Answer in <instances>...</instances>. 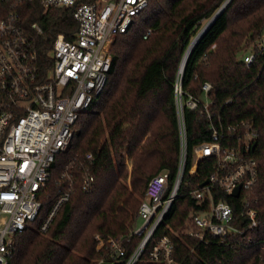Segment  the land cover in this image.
Wrapping results in <instances>:
<instances>
[{
    "label": "trees",
    "instance_id": "1",
    "mask_svg": "<svg viewBox=\"0 0 264 264\" xmlns=\"http://www.w3.org/2000/svg\"><path fill=\"white\" fill-rule=\"evenodd\" d=\"M225 2L151 0L148 8L135 17L130 29L115 37L107 87L93 109L80 115L70 146L58 154L51 179L41 195V215L33 227L17 237L8 264H93L98 255L97 234L104 238L121 237L134 228L149 179L167 170L171 181L174 180L180 155L175 84L191 42ZM27 13V21H38L44 27L45 34L39 39L43 58H48L59 33L70 38L78 29L69 9L50 8L44 12L42 7L35 6ZM263 32L264 0H231L198 41L186 64L182 79L186 96H203L202 85L209 81L212 89L208 96L215 116L226 123L250 120L258 132L251 154L260 168L253 194L258 200L260 227L253 235L256 243L249 246L226 247L214 237L208 243L199 242L182 231L195 207V200L182 194L167 217L168 226H163L159 235H171L176 258L183 264L261 262L264 53L256 50L249 65L242 56ZM183 117L191 162L193 147L210 139V123L200 109L185 107ZM89 152L94 156L91 162L85 157ZM71 161L77 162L70 171L74 179L71 198L61 206L47 231L42 232L40 226L51 211L56 194L68 185L61 174ZM86 171L95 177L90 191L82 187ZM210 171L211 166L202 162L199 179L207 178Z\"/></svg>",
    "mask_w": 264,
    "mask_h": 264
},
{
    "label": "built area",
    "instance_id": "2",
    "mask_svg": "<svg viewBox=\"0 0 264 264\" xmlns=\"http://www.w3.org/2000/svg\"><path fill=\"white\" fill-rule=\"evenodd\" d=\"M150 3L0 0V264L9 263L17 237L39 219L41 195L58 154L70 146L80 115L93 109L107 87L115 37L127 32ZM35 6L44 12L50 8L72 10L78 23L70 38L64 33L54 38L48 58L42 57L39 45L44 27L38 21H27V12ZM256 50L264 53V32L244 51L243 62L251 64ZM183 73L179 71L175 84L180 135L175 178L171 181L166 170L149 179L134 228L121 237L97 234L98 255L93 264H183L176 258L171 235H159L160 229L168 226L167 217L182 194L195 200L183 233L205 243L214 237L230 248L256 243L253 235L260 223L258 200L253 194L260 168L251 150L258 132L250 120L226 123L215 116L208 96L211 82L203 83V96H186ZM185 107L200 109L211 130L209 140L193 147L191 162ZM85 157L89 162L94 158L91 152ZM202 162L211 166V171L207 178L199 179ZM76 165L71 161L62 171L68 185L59 189L40 231H47L61 206L70 200L74 181L70 171ZM94 181L89 171L83 173L84 190L90 191ZM261 250L260 264H264V243Z\"/></svg>",
    "mask_w": 264,
    "mask_h": 264
},
{
    "label": "water",
    "instance_id": "3",
    "mask_svg": "<svg viewBox=\"0 0 264 264\" xmlns=\"http://www.w3.org/2000/svg\"><path fill=\"white\" fill-rule=\"evenodd\" d=\"M231 0H226V2L223 4V6L216 12V14L205 24V26L201 29V31L198 33V35L193 39V41L191 42L184 58L181 64V68L180 70L182 72H184L186 64L188 62V59L193 51V49L195 48L196 44L198 43V41L203 37V35L207 32V30L213 25V23L215 22V20L224 12V10L226 9V7L228 6V4L230 3ZM256 146V142H254L253 144V148H255ZM235 195L239 194V189L234 193Z\"/></svg>",
    "mask_w": 264,
    "mask_h": 264
},
{
    "label": "rangeland",
    "instance_id": "4",
    "mask_svg": "<svg viewBox=\"0 0 264 264\" xmlns=\"http://www.w3.org/2000/svg\"><path fill=\"white\" fill-rule=\"evenodd\" d=\"M252 47V46H251ZM141 221H139V223H140Z\"/></svg>",
    "mask_w": 264,
    "mask_h": 264
}]
</instances>
